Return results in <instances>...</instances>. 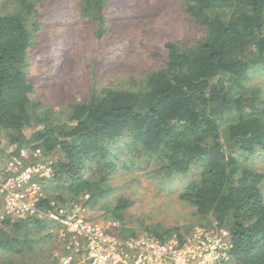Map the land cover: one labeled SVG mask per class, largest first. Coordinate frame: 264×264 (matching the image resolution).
Returning <instances> with one entry per match:
<instances>
[{"label": "trees", "instance_id": "trees-1", "mask_svg": "<svg viewBox=\"0 0 264 264\" xmlns=\"http://www.w3.org/2000/svg\"><path fill=\"white\" fill-rule=\"evenodd\" d=\"M112 1L9 0L8 10L0 12V136L7 133L8 144L50 154L53 184L61 189L56 201L101 210L103 220L120 223L114 232L121 238L144 231L160 240L181 239L182 228L191 227L143 220L141 230H134L124 224L130 197L102 202L113 190L118 143L132 148L129 158L142 159L127 168L149 179H173L193 167V178L170 192L199 223L215 222L229 232L237 264H264V174L248 162L264 157V97L246 80L264 67V0H180L186 22L196 29L191 43L162 41L158 64L129 82L97 86L93 80L91 87L79 85L78 98L46 106L30 98L27 55L46 28L56 35L52 41L63 34L64 16L93 28L78 58L88 60L95 79L111 54L106 23ZM51 196L45 193L43 201ZM49 227L57 226L33 216L0 220V249L22 254L26 249L18 241L42 229L45 234L31 238L41 252L50 237L57 241Z\"/></svg>", "mask_w": 264, "mask_h": 264}, {"label": "rangeland", "instance_id": "rangeland-1", "mask_svg": "<svg viewBox=\"0 0 264 264\" xmlns=\"http://www.w3.org/2000/svg\"><path fill=\"white\" fill-rule=\"evenodd\" d=\"M8 3L9 0H0V12L8 10ZM109 7L111 12L106 23V42L111 54L110 58L98 67L95 79H92L88 60L78 58L86 51L93 28L87 22L74 21L73 18L64 16L62 18L64 26L59 28L63 34L52 41L56 35L50 32L53 29L46 28V31L36 38L27 55L26 72L28 80L34 86L30 98L46 106L48 102L68 101L71 95L78 98L79 85L91 87L93 80L97 81V86H116L129 82L132 77H137L146 69L158 64L162 41L181 40L191 43L195 37L196 29L186 22L184 6L180 0H113ZM46 23L48 26L52 25L47 17ZM65 75L68 79H64ZM246 80L248 86L257 88L264 97V67L250 73ZM7 135L5 133L3 137ZM24 147L30 148L29 145ZM130 148L126 142L118 143L114 152L118 156L116 160L118 168L111 174L109 180L113 190L102 200L105 204H112L118 195L130 197L133 204L124 211L126 227L141 230L139 225L143 220L161 222L165 226H190L188 231L186 228L181 230L186 235L197 226L214 228L215 222L209 224L207 220H202L199 223L190 208L178 201L175 194L170 192L172 188L180 187L193 178L195 175L193 167L188 173L175 176L173 179L167 178L162 181L149 179L141 170L127 168L129 162L135 167L142 160L137 157L131 158L132 155L129 158L128 155L133 153ZM41 153L46 159H51L50 154ZM248 162L264 174V157H251ZM53 183L52 180L45 193L53 195L51 197L56 201L55 196L61 194V189ZM88 211L98 220L113 221L103 220L101 210ZM115 222L120 226L118 221ZM50 229L49 227L48 230ZM21 232L20 230L19 236ZM45 233L40 229L38 234L33 233L30 238L18 241L22 248L26 249L22 254L27 253L34 258L31 264L44 263L47 257L60 252L58 240L52 237L49 243H46V247L37 252L38 247L34 246L31 238L33 235L39 237ZM143 233L144 231H141V234ZM22 254H19L20 264H23L20 256ZM2 257L9 258L13 255L5 254Z\"/></svg>", "mask_w": 264, "mask_h": 264}, {"label": "built area", "instance_id": "built-area-1", "mask_svg": "<svg viewBox=\"0 0 264 264\" xmlns=\"http://www.w3.org/2000/svg\"><path fill=\"white\" fill-rule=\"evenodd\" d=\"M1 154L0 220L33 216L54 223L50 231L60 243L54 264H237L224 228L197 226L181 239L121 238L114 232L115 221L93 220L79 204L43 201L55 168L39 150L8 145L0 136Z\"/></svg>", "mask_w": 264, "mask_h": 264}, {"label": "crops", "instance_id": "crops-1", "mask_svg": "<svg viewBox=\"0 0 264 264\" xmlns=\"http://www.w3.org/2000/svg\"><path fill=\"white\" fill-rule=\"evenodd\" d=\"M0 158H1V160H3L4 155L1 154ZM0 203H1V200H0ZM2 251L3 250H0V264H20V257H19L18 253H15V254L11 253L13 255V257L6 258V257H2V256L5 254H10V252L4 253ZM20 256H21L23 264H31L34 262V258L30 257L27 253L22 254ZM4 258H6V259H4Z\"/></svg>", "mask_w": 264, "mask_h": 264}, {"label": "clouds", "instance_id": "clouds-1", "mask_svg": "<svg viewBox=\"0 0 264 264\" xmlns=\"http://www.w3.org/2000/svg\"><path fill=\"white\" fill-rule=\"evenodd\" d=\"M3 138V137H2ZM52 180V179H51ZM49 182V181H48ZM45 188H46V186H45ZM45 188H44V194H45Z\"/></svg>", "mask_w": 264, "mask_h": 264}]
</instances>
